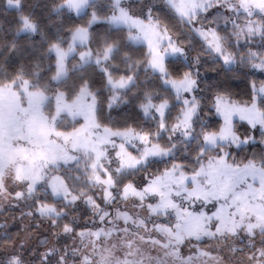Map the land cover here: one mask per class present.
<instances>
[{"label": "snow or ice", "instance_id": "snow-or-ice-1", "mask_svg": "<svg viewBox=\"0 0 264 264\" xmlns=\"http://www.w3.org/2000/svg\"><path fill=\"white\" fill-rule=\"evenodd\" d=\"M6 6L15 12L10 29L0 25L9 52L19 49V39L39 35L53 84L68 77L69 67L81 75L71 93L54 96L50 119L59 142L21 164L12 153L23 146L0 139V204L23 203L27 217L50 221L72 244L41 241L45 251L32 252L9 237L0 264H264V153L238 161L230 151L254 139L241 138L237 121L259 127L264 143V82H253L243 102L214 93L209 112L222 123L213 129L203 115L200 56H191L194 48H186L161 15L174 14L229 70L241 64L264 72V0H107L102 14L93 0H58L47 32L51 13L38 19L25 0H6ZM214 6L223 13L204 23L201 17ZM71 13L85 22L66 25ZM220 22L231 26L230 34L221 35ZM101 23L112 30L97 34ZM230 41H243L246 50L234 53ZM133 44L146 46V53L135 55ZM89 68L99 69L102 80L94 81ZM39 84L40 74L23 68L0 73V93L23 101L12 100L13 126L41 113L48 97ZM129 103L153 123L117 127L104 119L105 111ZM64 119L71 126L56 128ZM156 163L165 166L150 171ZM79 202L91 212L83 225L74 215ZM206 240L215 243L206 248Z\"/></svg>", "mask_w": 264, "mask_h": 264}, {"label": "trees", "instance_id": "trees-1", "mask_svg": "<svg viewBox=\"0 0 264 264\" xmlns=\"http://www.w3.org/2000/svg\"><path fill=\"white\" fill-rule=\"evenodd\" d=\"M107 1L99 0L96 5L97 8H100V5H103ZM26 5L28 8L33 9L35 12L36 17L39 19L42 16L48 17L51 13V8L58 3V0H25ZM6 0H0V25H3L5 29H10L12 27V20L15 16V12L11 9H5ZM100 11H104L103 6ZM91 11V10H88ZM52 21H48V26L45 31H51L53 29V23L56 22V17L54 13H51ZM162 18L168 23L169 27L173 29V33L177 38H186L185 35L180 34V24L179 21L177 22L176 17L174 14L164 15L161 14ZM86 17H78L74 13L69 14L64 23L66 25H73V24H83L85 22ZM94 30L97 34H103L105 32L111 31V26L101 23L98 26H94ZM229 32L225 35H228ZM3 35L8 36L11 38V32H5ZM19 39V38H18ZM234 44L231 50L234 53L242 54L246 49L242 47L244 43L239 45H235L234 41H230ZM20 47L16 52H9L6 46V41L0 39V73H8L12 74L17 69L23 68L25 72L40 74V84L39 88H42L46 91V93H50L47 88V83L49 82L50 85H53L51 82V77L54 75V72H49V63L50 61L42 58L41 56V39L40 36L34 37H27L23 39H19ZM33 44H36L37 47H33ZM253 47V50H257L260 47V42L257 40L249 45ZM133 49L135 50V55L139 56L142 53H146L147 49L146 46L143 45H132ZM187 48V46H186ZM201 57V55H199ZM175 60V58H173ZM201 59V58H200ZM176 64L184 68L185 62L183 60H177ZM216 64V65H215ZM214 65L215 75H210L205 77L202 76L200 79V87H201V96H202V105H204V117L208 120L211 124L212 128H218L219 124L222 123V119L218 116H215L213 113L209 112V108L211 107V96L216 93L214 91L216 82L220 83L221 89L220 91H226L233 100L236 101H247L251 95V85L253 82L259 86L261 82H264V72H261L258 69H252L250 66L245 67L241 64L233 65L231 70L226 68L222 61H215ZM88 74L94 81H101L102 76L99 72V69L96 68H89L87 70ZM81 73H73L71 71V67H69V75L66 79H62L58 82V84H54L53 88L55 90L60 91H67L71 93L75 84L78 83V78ZM143 78V77H142ZM33 79H35V75H33ZM216 81V82H214ZM99 83H97V87H99ZM155 86L159 88V83L155 82ZM224 88V89H222ZM230 89L232 90V94L230 93ZM218 92V91H217ZM173 118L176 115V112H173ZM104 119L113 126H123L125 123L139 125L140 127H147L148 125L152 124L153 122L148 120V118L144 117L143 114L140 112L139 108L134 103H129L127 105H122L121 107L112 110V111H105ZM237 133L241 136V138H245L247 136H251L254 139L251 140L248 144L242 146L241 149H231L232 156L236 160H246L251 158L253 155H260L264 153V143L261 142V134L260 128L257 127L256 129H252L247 123L240 124L237 122ZM163 142V141H162ZM179 159H183V156H180ZM165 165L163 163H156L154 164L149 170L152 172L161 169ZM143 175V173L141 174ZM137 180L140 177H136ZM21 229L18 225H15L11 228H1L0 229V242H3L4 247L0 248V259H4L6 247L9 244L8 238H11V243H15L20 239ZM52 240L51 234L40 235L37 239V243L32 247H39L44 248L45 246L42 245L41 241H46L47 246L50 244Z\"/></svg>", "mask_w": 264, "mask_h": 264}, {"label": "rangeland", "instance_id": "rangeland-1", "mask_svg": "<svg viewBox=\"0 0 264 264\" xmlns=\"http://www.w3.org/2000/svg\"><path fill=\"white\" fill-rule=\"evenodd\" d=\"M98 1L99 0H93L95 4ZM106 5L107 2L103 3V5H100L99 9H101L102 6L103 9H105ZM223 11L224 10L219 6H214L203 14L201 20L204 23H207L208 20H211L213 17H217L218 15L222 14ZM102 13L103 11H101V14ZM169 14L171 15L172 13L169 12ZM176 20L177 22L179 21L178 18H176ZM179 24L180 34L185 35L186 38L178 39L184 43L185 47L187 46V48H194V51L191 52L192 57L201 55L200 79L204 75L205 77L209 76L207 74L215 75L214 65L212 66V64L216 61L215 57L203 51V42L200 37L196 36L181 21H179ZM218 31H220L221 35H225L228 32L230 34L231 26L228 25L227 28H225L223 22H220ZM241 43L244 42L241 41ZM225 67L229 68V66ZM47 84V88L50 91L53 89L52 92L46 93V91L42 88L37 89L38 91H42L44 95L48 97L41 108V113L29 115L27 117L22 116L18 123H16L14 126L10 123V108L13 106L12 100L15 99L16 103L21 105H23V101L19 98V96L12 97L8 93H0V139H2L5 144L11 143L13 147L17 145L23 146L19 151L12 153L17 158L18 163L24 164L30 162L31 159L39 155L44 150V147L48 144V142H59V138L54 135L55 129L51 126L52 121L50 117L53 115L55 109L54 96L57 92H60V90L54 91V84L50 85L49 82ZM220 89V83L217 81L214 91L217 92L220 91ZM231 91L232 90L230 89V93L232 94ZM237 122L246 125V122L244 121ZM71 123H76L77 126H79L78 121ZM69 126L71 125L67 119H64L62 123L60 121L56 122V128H65ZM31 144H36L38 146L36 151L31 149ZM92 191L95 193L96 190ZM28 210L29 209L26 208L23 203H17L14 200L4 201L2 204H0V229L3 227L11 228L15 225H18L22 231L20 239L13 244H23L25 249H31L32 252H44L45 247L36 248L32 246H34V243L36 245L37 239L40 235H45L48 233L51 234L52 240L47 247H52L55 245L56 247L63 248L72 244V240L63 234L60 229L52 226L50 221L40 217L38 214L27 217L25 213H27ZM74 215L79 224L83 225L91 216V212L86 205H84L82 202H79V208L74 212ZM57 233L58 235H56ZM214 243V241L206 240L203 242V246L207 248L212 246ZM234 244L238 248L244 247V243L240 241H236ZM182 251L188 253L189 249L185 248L182 249ZM5 253L7 254V247ZM25 255L28 256L29 259H34V257H32L31 253L28 251H25ZM36 264H38V261Z\"/></svg>", "mask_w": 264, "mask_h": 264}]
</instances>
